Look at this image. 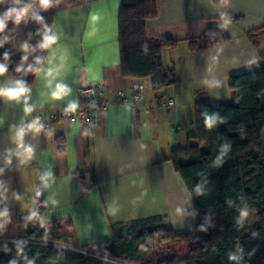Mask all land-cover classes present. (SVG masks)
Masks as SVG:
<instances>
[{
	"label": "crops",
	"instance_id": "0c3cea01",
	"mask_svg": "<svg viewBox=\"0 0 264 264\" xmlns=\"http://www.w3.org/2000/svg\"><path fill=\"white\" fill-rule=\"evenodd\" d=\"M122 1L55 0L52 31L57 43L46 49L40 71L26 85L27 105L33 110L25 111L24 97L19 102L0 99V202L13 207L3 239L23 241L25 225L18 222L25 220L42 226L70 221L72 242L80 248L112 240L114 224L161 217L162 224L179 233L196 226L189 190L169 158L196 135L195 104L200 94L212 104L228 102L233 98L230 78L264 65L263 49L247 36L264 29V0H157L158 16L148 22L147 37L154 42L179 41L162 55L164 68L176 71L178 84L159 91L149 79L122 74ZM5 3L7 9L25 6L21 0ZM39 8L36 2L19 25L11 20L7 24L4 33L17 34L16 55L25 54L23 27ZM210 28L225 32L231 40L193 53L190 39L204 37ZM50 68L55 70L54 79L47 74ZM10 80L18 79L8 72L0 84ZM96 82L104 83L110 103L97 127L88 130L80 121L61 120L51 124L47 135L42 127L39 132L27 127L39 114L48 119L72 102L78 108L80 90ZM57 83L71 89L59 100L51 96ZM138 83L145 87L144 104L138 110L115 102L118 92L130 95ZM156 99H173L176 106L164 108L156 105ZM144 105H152V112L146 113ZM20 127L25 128L23 145L33 149L31 159L15 139ZM49 170L52 176L42 179ZM83 173L88 182L93 173L97 180L87 192Z\"/></svg>",
	"mask_w": 264,
	"mask_h": 264
},
{
	"label": "trees",
	"instance_id": "16d2710c",
	"mask_svg": "<svg viewBox=\"0 0 264 264\" xmlns=\"http://www.w3.org/2000/svg\"><path fill=\"white\" fill-rule=\"evenodd\" d=\"M225 3L226 0H214ZM39 0H21L22 5H33ZM7 10L5 0L0 3V13ZM56 6L34 14L43 17V23L33 19L23 27L30 50L16 55L13 45L17 34L0 33V62L5 52L9 54L8 72L30 85L45 60L46 49L42 41L45 26L52 29ZM158 16L157 0H123L119 17V42L121 67L125 78L149 79L155 91L178 84L174 69L163 65L165 48H175L179 41L166 39L151 41L146 35L149 21ZM264 29L248 33L249 40L259 45ZM7 37L5 40L4 38ZM231 40L225 32L210 28L204 37L190 39L191 51L219 46ZM27 55V60L22 57ZM39 58L40 63H37ZM23 63V70L16 72ZM33 71H28L29 66ZM232 100L212 104L200 94L195 104L196 135L181 149L171 152L175 171L186 184L196 212V226L188 232H176L153 217L120 223L112 226V240L78 247L73 244L74 230L70 221H55L40 225L37 221H21L25 225L24 242L3 239L8 217L0 220V264H264V65L230 78ZM218 114L223 123L212 129L204 124V113ZM225 144L229 145L222 154ZM61 149V147H60ZM221 162L217 163V158ZM84 191L97 186L93 173L90 182L82 174ZM197 188L200 189L197 192ZM41 209L43 207L39 205ZM250 210L256 214L258 226L250 229L248 217L241 219L240 211ZM163 242L167 245L163 246ZM173 247L178 252L168 258L158 257L157 250ZM18 248L22 251L18 252ZM180 248V249H179ZM238 253L237 260L229 254ZM184 251L181 253L180 251ZM89 254H86L84 252ZM27 257V259H25ZM116 262V263H115Z\"/></svg>",
	"mask_w": 264,
	"mask_h": 264
},
{
	"label": "clouds",
	"instance_id": "9594fccd",
	"mask_svg": "<svg viewBox=\"0 0 264 264\" xmlns=\"http://www.w3.org/2000/svg\"><path fill=\"white\" fill-rule=\"evenodd\" d=\"M17 3H19V0H16ZM0 3H3V0H0ZM39 6L40 8L47 10L51 7L54 6V0H39ZM31 5H25L24 7H11L5 10L2 14H0V33H3L5 29L7 28L8 22L11 20L14 24L19 25L21 21L25 20L26 17L28 16L29 9ZM33 19L37 20L40 23H43V17L39 15H33ZM227 21H225L224 25H220L221 27L226 26ZM5 40L7 37L4 38ZM58 40V36L55 32L52 31L51 28L45 26L43 29V36H42V41L38 44V47L41 49H49L51 48L52 45L56 44ZM2 40H0V46L3 45ZM22 50L27 53L30 50V45L28 43L22 44ZM9 60V54L7 52L4 53L3 55V61L0 62V77L5 76L8 73L9 70V65L7 61ZM22 60H27V55L22 57ZM37 63H40L39 58L37 59ZM23 70V63H21L19 66L16 68V72H20ZM34 69L30 65L28 68V71H33ZM35 71H40V69H35ZM54 69H48L47 74L49 76H52L53 79L55 78L53 73ZM49 84H51V80L49 81ZM71 89L68 88L67 85L63 83H57L55 86V89L52 91L51 96L55 100L62 99L64 96L68 95L70 93ZM30 92V88L26 86V84L21 81V80H10L8 84L2 85L0 84V99H4L7 101H16L19 102L21 97H24V103H25V111L26 112H31L33 110V106H28L27 105V94ZM77 108V103L72 102L68 106V110H75ZM204 115V124L205 127L208 129H212L213 127L216 126L217 123H223L224 120L218 117V114H213V115H208L206 112L203 114ZM29 129H32L36 132H39L42 125L39 124V120H34L31 124L27 126ZM25 134V128L20 127L19 129L16 130L15 132V139L19 146L23 149V154L27 159H31L33 149L31 147H25L22 143L23 141V136ZM229 148L228 144H225L223 149H222V154L226 153ZM221 162V159L218 157L217 158V163L219 164ZM10 163V161H9ZM2 171V170H0ZM52 173L51 170L46 174V177H42V179H46L47 177H51ZM200 189L197 188V192H199ZM39 195V193H37ZM20 197H17L19 199ZM33 216H35V213H32ZM248 212L246 209H242L240 211V216L241 219L238 221V223H243V218L247 217ZM8 217V210L4 209L3 211H0V220H7ZM3 227V224H0V228ZM22 251V249L18 248V252ZM243 250L242 249H237V253H231L229 254V259L230 260H237L239 258L238 253H241ZM27 259V257H25ZM10 264H16L15 260H12ZM28 264H34L33 260H29Z\"/></svg>",
	"mask_w": 264,
	"mask_h": 264
},
{
	"label": "built area",
	"instance_id": "2783aa9c",
	"mask_svg": "<svg viewBox=\"0 0 264 264\" xmlns=\"http://www.w3.org/2000/svg\"><path fill=\"white\" fill-rule=\"evenodd\" d=\"M2 14V13H0ZM34 13L31 14L33 17ZM104 83L96 82L90 83L79 92L80 106L75 110H68V108L57 109L54 111L48 119L43 114H39L36 120H39V124L42 125V131L45 135L50 132V127L53 122L56 121H80L84 124L85 128L92 130L99 125L100 115L106 112L110 106V103L106 100L104 92ZM144 91L145 87L143 83L135 84L131 89V94L127 95L125 92L120 91L117 93L115 102L122 106L131 107L134 110H138L139 105L144 104ZM156 105L164 108H175L176 104L173 99L162 101L156 99ZM145 112H152V105H144ZM84 252V251H82ZM89 254L87 252H84ZM116 263V262H115ZM124 264V263H117Z\"/></svg>",
	"mask_w": 264,
	"mask_h": 264
},
{
	"label": "rangeland",
	"instance_id": "374dc122",
	"mask_svg": "<svg viewBox=\"0 0 264 264\" xmlns=\"http://www.w3.org/2000/svg\"><path fill=\"white\" fill-rule=\"evenodd\" d=\"M260 46H261V49H263V51H264V37H263V39L262 40H260V44H259ZM248 212V215H247V217H248V220H249V223H250V229L251 230H254L255 228H257V226H258V219H257V217H256V214L254 213V212H252V211H250V210H248L247 211ZM165 249L166 248H164V249H161V248H159V253H162L163 251H165ZM180 249V248H179ZM180 251V250H179ZM176 252H178V250H175V252L174 253H176ZM181 252V251H180ZM184 251H182L181 253H183ZM160 257H161V255H160Z\"/></svg>",
	"mask_w": 264,
	"mask_h": 264
},
{
	"label": "flooded vegetation",
	"instance_id": "af4514ba",
	"mask_svg": "<svg viewBox=\"0 0 264 264\" xmlns=\"http://www.w3.org/2000/svg\"><path fill=\"white\" fill-rule=\"evenodd\" d=\"M174 252H175V249L173 247H168L165 249V251H163L161 253V257L168 258V257L172 256L174 254Z\"/></svg>",
	"mask_w": 264,
	"mask_h": 264
},
{
	"label": "water",
	"instance_id": "95a60500",
	"mask_svg": "<svg viewBox=\"0 0 264 264\" xmlns=\"http://www.w3.org/2000/svg\"><path fill=\"white\" fill-rule=\"evenodd\" d=\"M5 240H6V239H5ZM22 242H24V240H23ZM162 244H163V246H164V245H167L168 243H167V242H163ZM156 253H157V256H158V257H160L161 253H159V251H158V250H157V252H156Z\"/></svg>",
	"mask_w": 264,
	"mask_h": 264
}]
</instances>
